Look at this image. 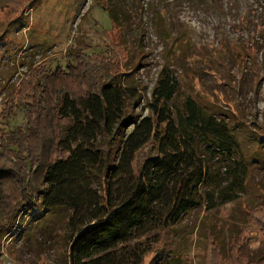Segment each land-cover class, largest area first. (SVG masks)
I'll return each instance as SVG.
<instances>
[{"label":"trees","instance_id":"1","mask_svg":"<svg viewBox=\"0 0 264 264\" xmlns=\"http://www.w3.org/2000/svg\"><path fill=\"white\" fill-rule=\"evenodd\" d=\"M116 1L100 4L116 37L108 52L93 54L94 62L77 54L66 68H33L1 112L8 117L23 109L25 125L0 129V234L40 201L47 209L68 208L59 236L69 264H144L191 210L236 201L248 183L247 163L225 120L194 99L174 116L171 61L154 86L151 115L136 112L141 95L121 80L134 69L127 55L135 51L125 38L133 30L140 42L141 19L129 0L122 10ZM154 22L167 42L180 38H172L161 13ZM202 138L210 141L205 153ZM257 223L264 232V221ZM219 241L207 232V263L222 248ZM244 244L232 243L236 260ZM253 264H264V256Z\"/></svg>","mask_w":264,"mask_h":264},{"label":"rangeland","instance_id":"2","mask_svg":"<svg viewBox=\"0 0 264 264\" xmlns=\"http://www.w3.org/2000/svg\"><path fill=\"white\" fill-rule=\"evenodd\" d=\"M104 1L0 0V129L24 127L23 109L6 118L1 112L33 68H66L77 54L94 62L93 54L108 52L116 37L101 6ZM126 1L115 4L122 10ZM129 2L141 19L136 25L141 38L139 42L134 31H128L125 40L135 53L127 56L134 69L121 84L140 93L136 112L151 115L154 86L165 62L171 61L178 82L169 103L174 116L194 99L207 113L225 120L234 150L249 169L246 190L236 201L212 211L205 206L191 210L168 230L144 264H253L264 256V232L257 223L264 221V0ZM158 13L165 17L172 38L179 39L167 42L157 34ZM202 143L205 153L210 141L202 138ZM118 147L116 142L115 151ZM256 207L262 210L250 215ZM69 213L68 208L47 209L40 201L21 214L11 232L0 234V264H69L59 236ZM207 232L222 247L208 263ZM241 238L245 244L238 254L241 260H236L232 243Z\"/></svg>","mask_w":264,"mask_h":264}]
</instances>
